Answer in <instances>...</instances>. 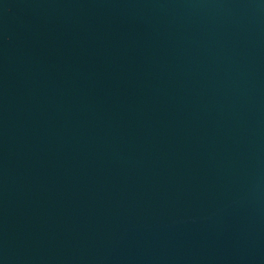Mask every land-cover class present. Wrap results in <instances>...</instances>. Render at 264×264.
Segmentation results:
<instances>
[{
	"label": "water",
	"instance_id": "1",
	"mask_svg": "<svg viewBox=\"0 0 264 264\" xmlns=\"http://www.w3.org/2000/svg\"><path fill=\"white\" fill-rule=\"evenodd\" d=\"M0 264H264V0H0Z\"/></svg>",
	"mask_w": 264,
	"mask_h": 264
}]
</instances>
